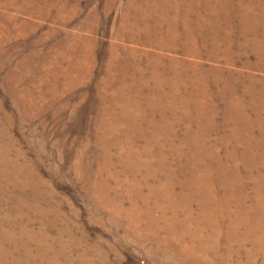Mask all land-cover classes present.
Segmentation results:
<instances>
[{
    "label": "rangeland",
    "instance_id": "1",
    "mask_svg": "<svg viewBox=\"0 0 264 264\" xmlns=\"http://www.w3.org/2000/svg\"><path fill=\"white\" fill-rule=\"evenodd\" d=\"M129 1L0 0V264H264L259 211L246 232L233 200L203 222L194 217L209 203L205 191L169 202L151 189L167 171L183 181L193 166L221 161L226 177L239 175L244 203L264 202L255 196L264 197V165L250 176L241 159L248 151V159L264 156V135L224 117L241 99L249 116L260 108L264 117V95L244 91L264 90V58L240 35L247 11L219 7L230 0L182 3L185 12L192 2L194 21L211 18L219 41L199 40L202 52L191 56L118 36ZM253 12L262 33L264 8ZM113 52L145 75L154 63L180 60L206 77L205 87L213 83L204 96L193 80L180 90L193 91L195 102L173 101L143 87L138 71L124 69L121 79L123 63L108 76ZM214 184L224 201L238 196Z\"/></svg>",
    "mask_w": 264,
    "mask_h": 264
},
{
    "label": "bare ground",
    "instance_id": "2",
    "mask_svg": "<svg viewBox=\"0 0 264 264\" xmlns=\"http://www.w3.org/2000/svg\"><path fill=\"white\" fill-rule=\"evenodd\" d=\"M143 0L142 3L144 4V10L141 8L142 3L136 2V0H130L129 4L126 6V11L123 13L122 16V24L118 31V36L120 37H128L131 40L141 41L144 43H148L150 45H154L160 48H167L172 50L180 49V52L196 56L201 54V47L203 46L199 44V40H206L207 38H211L213 43L218 44L219 41L214 34V30H210L209 24H211V18L207 16L200 15V18H197L196 21L192 18L194 14V10L190 4H187L188 7L186 8L185 12H182L181 4L184 3L186 0ZM196 1V0H195ZM257 2V0H256ZM251 1V0H230L229 3L226 5H222L219 7H226L231 4H237L241 10H246L247 13H242L244 16L243 18V26L247 29H241L240 35L243 36L249 43L253 45V52L258 56L264 58V45L260 43L264 37V31L260 33V30L257 29L259 27L260 18L257 21L256 15L254 13V8L260 9L261 7L264 8V3ZM47 3V1H46ZM134 4H141L137 7H132ZM148 5V7H147ZM158 5L160 8L158 9ZM137 8V10H133ZM253 10V11H251ZM22 11V10H21ZM251 11V13H249ZM193 13V14H192ZM196 12L195 14H197ZM262 13V12H261ZM264 15V13H262ZM217 16V15H216ZM199 19L204 20V24H200L198 22ZM191 21L195 22V26H192ZM262 21L264 18L262 17ZM252 23V24H251ZM212 25V24H211ZM196 33H194L193 29ZM206 28L207 33H203L202 29ZM5 33V32H4ZM3 33V34H4ZM75 38V37H74ZM5 40V39H4ZM246 52H251V49L247 46ZM108 67L106 69V74L111 76L113 73L115 66L119 63H123L120 68L123 71H120L121 79H124L125 76L129 75L124 69H132L134 71H138L140 74V78L142 80L143 87H148L152 90L159 89L161 90L162 94L165 93L167 97H171L173 101L179 102H195V98L193 96V91H182L180 89L188 88L191 84V81L195 80V84L201 83L202 88H200L201 92H205L204 96L207 95V90L213 81L204 86V79L206 78L202 73L198 71H190L189 66L190 63H185L183 61L177 60L179 63L170 62L167 65H159L158 63H154L151 65V70L148 75H145V71L142 69V65L137 63H130L127 60H123L120 58L116 52H113L110 58L108 59ZM90 63V62H89ZM92 64V63H91ZM90 70V69H89ZM127 80V78H126ZM141 89V88H137ZM245 92H249L251 96L257 97L259 94V98L264 95V90H260V88L256 87L255 85L251 84ZM188 94V98L185 97V94ZM119 98L122 99L125 103L137 104L136 97H130L128 93H118ZM115 98V97H114ZM119 100V99H118ZM140 101V100H139ZM202 101V100H201ZM242 99L239 100L237 103L233 104V110L230 109V112H226L224 117L230 119H238L239 121L243 122L242 120L248 121V123H254L255 125L259 126L260 132L259 134L264 135V117H261V109H255V116L251 117L247 113L248 107L246 104H242ZM264 106V105H261ZM240 107V108H239ZM213 107L211 108V112H215ZM253 124V125H254ZM262 125V126H261ZM261 126V127H260ZM252 127V126H251ZM255 127V126H254ZM250 129V128H249ZM251 132L256 133V129H250ZM245 135H251L247 130H245ZM251 150V149H250ZM232 156H236L234 154V150H231ZM213 153V152H212ZM248 152H244L241 155V159H243L246 163L245 167L248 168L251 172H249L250 176L253 174L254 167L256 164L264 165V156L262 154H255L251 158L248 159ZM214 153L212 157H207L206 159H214ZM204 164V163H203ZM170 170V169H169ZM172 170V169H171ZM212 170V174H211ZM228 166L221 161H216L215 164H204L202 168H199L198 165H195L188 171L187 175L185 174L186 181H180L177 177L178 174L175 173L174 170L165 172L166 180L164 182H160L158 185L154 186L151 185V189L153 192L159 194L163 198H166L167 201L172 202L175 201L177 198H190L191 200L194 197L198 199V194L202 191L206 193L202 195V198H209V203L205 207V209H198L197 215H195L194 219L199 221L208 222L213 215L217 212H223L224 206L229 203V200L235 201L237 205V213H241L237 220L243 221L248 228L253 226L251 223L250 216L254 213V211H259V221L256 224V232H261L263 235L264 229V202L254 201L255 205H247L244 203L245 198V191L243 193L240 192L239 187L242 189L244 185H242V181H239V175L235 176L234 178H228L224 174L227 172ZM221 172V175L217 178H214L212 175L214 173ZM210 172V174L208 173ZM180 174V173H179ZM220 174V173H219ZM184 176V174H183ZM258 177V176H257ZM187 180L190 181L191 184H187ZM179 183L181 189L179 192H176L173 189L175 183ZM215 182L220 183L224 187L231 190V193H238V196L227 195L226 201H224L218 194L217 188L215 186ZM206 184V189L202 188L201 185ZM218 187V186H217ZM204 189V190H203ZM100 194L103 195L104 193ZM260 192V191H259ZM228 193V191H227ZM255 196L259 197L260 199L264 200L262 193H257ZM205 198V199H207ZM190 200V201H191ZM187 211L190 213L191 209L188 206ZM193 212V211H192ZM243 216V217H241ZM257 220V219H256ZM219 228L220 225L216 224ZM245 233V232H244ZM238 235V234H237ZM231 258V257H230Z\"/></svg>",
    "mask_w": 264,
    "mask_h": 264
}]
</instances>
